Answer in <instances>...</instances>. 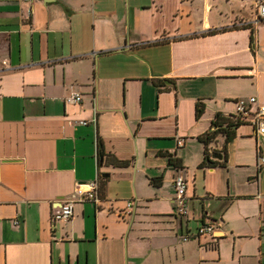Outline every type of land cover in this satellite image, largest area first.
Returning a JSON list of instances; mask_svg holds the SVG:
<instances>
[{
  "label": "crops",
  "instance_id": "0c3cea01",
  "mask_svg": "<svg viewBox=\"0 0 264 264\" xmlns=\"http://www.w3.org/2000/svg\"><path fill=\"white\" fill-rule=\"evenodd\" d=\"M250 9L252 0H0V264H264V138L245 120L208 146L225 147V165L203 168L197 139L216 112L236 114L237 99L264 103V22ZM75 92L81 101L68 102ZM98 141L128 166L99 165ZM177 170L187 213L173 217ZM100 180L98 202L75 201L70 219L53 221L77 187ZM210 221L215 233L197 235Z\"/></svg>",
  "mask_w": 264,
  "mask_h": 264
},
{
  "label": "built area",
  "instance_id": "2783aa9c",
  "mask_svg": "<svg viewBox=\"0 0 264 264\" xmlns=\"http://www.w3.org/2000/svg\"><path fill=\"white\" fill-rule=\"evenodd\" d=\"M23 2H31L33 0H21ZM252 5L255 11L256 21H264V0H252ZM244 24V23H242ZM66 100L70 103H77L81 101L80 93H72L67 96ZM236 110L241 119L245 122L248 120L252 124L256 133L260 138H264V103L259 102L256 96H250L247 99H237ZM83 124L86 121H81ZM179 145L182 144V140L177 141ZM259 165H264V155L259 157ZM173 185L175 188V202H176V216H184L187 213V183L184 176L178 172L173 177ZM100 199L98 191V183L96 181L91 182L90 189L84 191L82 188L77 187L72 197L63 202L60 207L53 214V221L68 220L73 213V203L78 200H92L98 202ZM128 208L132 207V202H127ZM215 225L213 222L203 223L197 228V235H213L215 233Z\"/></svg>",
  "mask_w": 264,
  "mask_h": 264
},
{
  "label": "trees",
  "instance_id": "16d2710c",
  "mask_svg": "<svg viewBox=\"0 0 264 264\" xmlns=\"http://www.w3.org/2000/svg\"><path fill=\"white\" fill-rule=\"evenodd\" d=\"M264 22V21H261ZM242 27H252V23H244L241 24ZM238 27L237 25L233 24L230 27H222L217 29H211L207 33L213 34L216 32L224 31L227 28H235ZM251 42H252V35H251ZM155 85H163L159 80L154 81ZM204 111V103L201 101H197L195 104V117L201 116V114ZM245 123L243 119H241L239 114H228L225 115L221 112H216L214 114L213 119L210 121L209 128L199 136H197V139L199 142L203 144V159L199 163V168H203L206 166H224L226 162V150L223 146L220 150H214L212 152L208 151V146L210 143L214 142L219 135L224 136V141L229 142L232 140L235 136L236 128L239 127L241 124ZM212 153L219 154V159H213ZM223 153V156H222ZM168 158V164L174 168H182V165L180 163V159L177 157H173L170 153L165 154ZM222 156V157H221ZM97 157H98V164H109L114 167H125L128 166L129 160H121L118 159L116 156H114L111 153H106L104 151L103 145L101 141H98L97 146ZM162 176L153 177L150 178V183L153 186H159L161 184ZM103 181H98V191L99 195L101 196L102 190H103ZM173 217H175V214H172ZM213 222V221H210Z\"/></svg>",
  "mask_w": 264,
  "mask_h": 264
},
{
  "label": "rangeland",
  "instance_id": "374dc122",
  "mask_svg": "<svg viewBox=\"0 0 264 264\" xmlns=\"http://www.w3.org/2000/svg\"><path fill=\"white\" fill-rule=\"evenodd\" d=\"M141 1H147V0H141ZM250 12H251V14H252V16H254L255 17V11H254V7H253V5H252V9H250ZM235 24V23H234ZM237 24H242V22H239V23H237ZM185 88H183V90H184V92L183 93H185V96L186 97H188L189 95H190V93H192V90H193V87H192V85L191 84H187V83H185L184 85H183ZM188 120H181V126L183 127H186V126H188ZM208 184H209V186H212V187H214V188H216L217 187V183H213V181H212V179L211 178H208ZM234 215H236L234 218V223L236 224V223H241V217H240V215L239 214H235L234 213ZM254 219L255 218H251V223H253L254 222ZM195 223V222H194ZM192 225H193V222H192Z\"/></svg>",
  "mask_w": 264,
  "mask_h": 264
}]
</instances>
